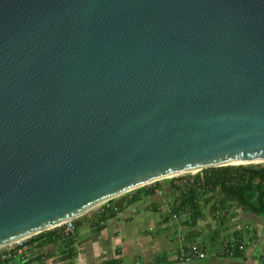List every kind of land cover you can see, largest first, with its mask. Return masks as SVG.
Masks as SVG:
<instances>
[{
	"label": "water",
	"instance_id": "water-1",
	"mask_svg": "<svg viewBox=\"0 0 264 264\" xmlns=\"http://www.w3.org/2000/svg\"><path fill=\"white\" fill-rule=\"evenodd\" d=\"M253 160L264 0H0V247Z\"/></svg>",
	"mask_w": 264,
	"mask_h": 264
},
{
	"label": "crops",
	"instance_id": "crops-1",
	"mask_svg": "<svg viewBox=\"0 0 264 264\" xmlns=\"http://www.w3.org/2000/svg\"><path fill=\"white\" fill-rule=\"evenodd\" d=\"M145 188H154V191L149 195H144V192L137 193L138 200L130 205H127L126 199L135 197V191L118 195L75 217L76 233L71 238L52 239L50 233H44L37 240H26L24 244L27 247L28 258L24 264H238L236 260L220 255L221 251H214L213 255L202 260L182 262L179 259L178 235L183 236L181 243H199L195 241V237L201 233L204 223L207 224L211 218L207 215L204 221L193 227L183 223L186 217L184 215L182 219L178 215L173 219L169 211L172 210V204L177 202L179 192L169 189L166 182L160 183V186L153 182ZM119 203L121 207L115 208ZM111 208L118 211L108 218L104 210ZM141 211L146 216L150 214L144 223L136 221ZM157 212L163 215L156 223L151 215ZM168 224L179 241L175 248H170L167 244L168 240L174 238V235L165 233L167 228L164 226ZM144 226L148 227L142 229ZM255 227L259 235L257 240L260 242H256L251 250H248L247 255L262 242L259 237L263 232V224H257ZM205 228L210 230V227ZM52 229L49 230L59 235L60 228ZM191 230L198 231L197 235L194 237L189 235ZM199 244L206 247L205 245L210 242L203 239ZM213 248L216 249L214 246ZM249 260L247 263H251ZM0 264L21 263L18 258H14L0 261Z\"/></svg>",
	"mask_w": 264,
	"mask_h": 264
},
{
	"label": "trees",
	"instance_id": "trees-1",
	"mask_svg": "<svg viewBox=\"0 0 264 264\" xmlns=\"http://www.w3.org/2000/svg\"><path fill=\"white\" fill-rule=\"evenodd\" d=\"M160 180H164L169 189L179 192L177 202L171 206V213L180 217L186 216L183 223H188L193 227L198 222L204 221L207 215L215 222V228L211 230L208 239L212 246L217 245V238L221 239L220 255L236 260L238 264H264V244L263 249L257 254V263H247L249 259L254 260L253 250L249 255L247 253L259 236L255 225L251 228L249 225L230 228V220L237 214L232 210L234 207L239 208L242 212L264 218V164H236L204 168L194 173L192 177L181 178L179 183H176L174 179ZM160 180L154 181V183L160 186ZM145 186L131 190L135 191L136 196L127 198V205L138 200L137 193L144 192V195L153 193L154 188H145ZM120 207L121 203L117 204L115 208L119 209ZM117 211L113 208L104 210L107 212L108 218L115 215ZM206 226L211 227L212 224L209 222ZM56 228L58 227H54L52 230ZM50 231L40 232L26 240H37L44 233H50L52 239H68V237H62L60 234L55 235L53 231ZM224 232L226 233L224 234ZM197 233L198 231L191 230L188 234L194 237ZM225 242L228 244L226 248L223 246ZM197 244L205 250L206 247Z\"/></svg>",
	"mask_w": 264,
	"mask_h": 264
},
{
	"label": "rangeland",
	"instance_id": "rangeland-1",
	"mask_svg": "<svg viewBox=\"0 0 264 264\" xmlns=\"http://www.w3.org/2000/svg\"><path fill=\"white\" fill-rule=\"evenodd\" d=\"M254 164H264V162H261V163H254ZM200 170L198 171H195V172H186V173H182V174H179L177 176H173V177H167V178H164V179H174L175 181H180L181 178H189V177H192L194 173L196 172H199ZM161 183H164V180H160ZM233 212L237 213L235 215V217L233 219L230 220V223H231V229L236 227V228H239L241 227L242 225H245L246 223H250L249 225L250 226H253V225H257V224H263V220L264 218H260L256 215H253V214H249V213H246V212H242L239 208H232ZM126 213V211H125ZM150 213V212H149ZM152 214V213H151ZM163 215V213L161 212H157V213H153L151 216L153 218V221L157 223L158 219H160V217ZM150 216V214H148L147 216L141 211L140 213V217H138L136 219V221L138 223H144L145 221H147L148 217ZM182 219V217H181ZM211 223L212 226L210 227V230H207L205 228V226L207 225L206 222L204 223L203 225V228L201 229V233H199L196 237H195V241L201 243L203 239H205L208 243H209V235H210V232L213 228H215V222H213L211 219L207 222V223ZM169 226V227H168ZM234 226V227H233ZM146 227L148 226H144V227H141L142 229H145ZM171 225L168 224L166 226H164V228H167L165 233H168V235H171L173 236V229L170 228ZM153 231V230H152ZM227 232V231H226ZM224 232V234L226 233ZM164 233V232H163ZM229 233V232H228ZM161 234V233H160ZM261 238V243L260 245H258V247H255V249L253 250V254L254 255V261H251L249 260V262H253V263H257L258 261V258H257V254L259 251L262 250V246L264 244V227H263V232L261 233L260 237ZM218 239V243L217 245H215L214 247L216 249L213 248L212 245L208 244V245H205L206 246V257L207 256H210V255H213L214 254V251H221L222 248L220 246V238H217ZM256 242H260L259 240H257ZM179 241L176 239V234L174 235V238L172 237L170 240L167 241V244L170 248H175L177 245H178Z\"/></svg>",
	"mask_w": 264,
	"mask_h": 264
},
{
	"label": "built area",
	"instance_id": "built-area-1",
	"mask_svg": "<svg viewBox=\"0 0 264 264\" xmlns=\"http://www.w3.org/2000/svg\"><path fill=\"white\" fill-rule=\"evenodd\" d=\"M169 215L173 219L177 218V214L171 213L170 211H169ZM56 227L60 228L59 234L62 237L71 238L76 233V225L74 222V218L68 219ZM26 239L27 238L20 239L3 247H0V261H8L14 258H18L21 264L26 263L28 258L27 247L24 244ZM178 239L180 241L179 259L182 262H188L191 260H202L206 257V251L203 250V248L200 247L197 243H189V244L181 243L183 241V236L181 234L178 235ZM227 245L228 244L226 242L223 244L225 248L227 247Z\"/></svg>",
	"mask_w": 264,
	"mask_h": 264
},
{
	"label": "bare ground",
	"instance_id": "bare-ground-1",
	"mask_svg": "<svg viewBox=\"0 0 264 264\" xmlns=\"http://www.w3.org/2000/svg\"><path fill=\"white\" fill-rule=\"evenodd\" d=\"M260 161L258 160H253V161H246L245 163H259ZM264 162V161H263Z\"/></svg>",
	"mask_w": 264,
	"mask_h": 264
}]
</instances>
